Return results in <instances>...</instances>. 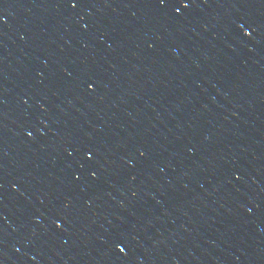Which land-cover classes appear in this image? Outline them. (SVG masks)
Returning a JSON list of instances; mask_svg holds the SVG:
<instances>
[{
	"label": "water",
	"instance_id": "1",
	"mask_svg": "<svg viewBox=\"0 0 264 264\" xmlns=\"http://www.w3.org/2000/svg\"><path fill=\"white\" fill-rule=\"evenodd\" d=\"M0 18V264H264V0Z\"/></svg>",
	"mask_w": 264,
	"mask_h": 264
},
{
	"label": "snow or ice",
	"instance_id": "2",
	"mask_svg": "<svg viewBox=\"0 0 264 264\" xmlns=\"http://www.w3.org/2000/svg\"><path fill=\"white\" fill-rule=\"evenodd\" d=\"M64 2L67 4L68 8L70 10L75 11L81 4L85 3L86 0H64ZM158 5L161 8H167L172 7V10L177 15H183L184 12L192 5L193 0H157ZM2 19V18H0ZM243 28V26H240ZM251 33L245 31L244 35L249 36ZM92 85L89 84L88 87H91ZM31 135V133H29ZM66 152H68L69 156H72L73 153H78L81 155L82 159L86 162L87 165L91 166L96 163V156L97 152L95 149L91 146L87 145H79L78 147H75L72 151H68V149H65ZM144 153H141V156H143ZM83 167V165H82ZM98 176V172L92 171L91 177L96 178ZM239 178V177H237ZM79 179V177H77ZM53 224L56 225V227H60L61 225L56 222V220H53ZM124 243L121 239L117 238V240L114 242V246L119 249L120 252H124V247H121L120 245Z\"/></svg>",
	"mask_w": 264,
	"mask_h": 264
}]
</instances>
